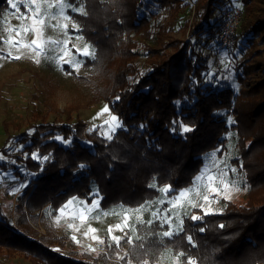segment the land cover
<instances>
[{"label":"trees","instance_id":"obj_1","mask_svg":"<svg viewBox=\"0 0 264 264\" xmlns=\"http://www.w3.org/2000/svg\"><path fill=\"white\" fill-rule=\"evenodd\" d=\"M192 1L188 37H172L158 10L168 9L176 16ZM241 1L245 14L234 44L240 36L251 48L263 44L264 0ZM190 2L85 0L86 16L70 12L96 50L95 59L85 58L89 73L73 75L79 85L91 89L90 103L107 102L122 127L107 139L98 129L89 130L83 119L49 121L38 112L27 119L24 131L19 124L4 123L7 137L0 151L7 154L11 142L22 146L12 156L31 179L18 195L15 222L0 203V258L18 253L34 264H124L116 259L115 246L108 248V254L78 250L69 231L61 230L51 215L57 216L73 196L91 202L90 193L95 191L102 208L113 210L153 200L161 186H171L173 193L192 186L204 156L218 149L223 152L227 134L234 129L235 153L229 161L243 181L245 197L222 199L223 210L201 221L186 217L184 229L193 237L194 247L183 234L174 242L156 235L163 228L154 222L138 227L141 236H148L143 249L122 241L119 252L127 253L131 264L144 260L160 264L166 251L174 256L183 252L196 264H264V57L260 50L249 51L238 91L208 83L203 74L209 69L208 60L197 44L210 38L217 41L219 29L212 21L228 8L219 10L227 0ZM9 9L0 0V14ZM251 75L255 77L250 79ZM223 111L235 114L237 122L230 125ZM14 127L20 129L17 135L12 133ZM183 127L192 130L184 132ZM57 136L71 143L64 145ZM33 153L50 159H32ZM16 163H2V169L23 176ZM28 217L42 220L46 233L40 235ZM180 260L184 264V257Z\"/></svg>","mask_w":264,"mask_h":264},{"label":"rangeland","instance_id":"obj_2","mask_svg":"<svg viewBox=\"0 0 264 264\" xmlns=\"http://www.w3.org/2000/svg\"><path fill=\"white\" fill-rule=\"evenodd\" d=\"M187 1L190 2V0ZM238 2L240 6L235 7L234 0H227V2L219 8V10L222 11V9L225 7H234L239 9L242 12V15H244L245 6L241 0H238ZM194 9L195 2L192 1L190 2V5L183 7L176 16L172 15V12L168 9H159L158 15L160 16L161 21L167 25L168 32L172 37L186 38L188 37V29L186 28V24L191 20L194 14ZM11 11L12 10L9 9L5 15H10ZM21 11H23V9H21ZM215 19L216 17L213 19L212 25ZM72 20L75 21L73 17ZM10 23L12 25H16L19 23V21L13 17L10 19ZM71 27L72 24L69 22V30H71ZM79 35L82 34L79 33ZM45 36L51 39H57L59 34L52 29H46ZM31 38V35H29L28 39L30 40ZM236 40V44L226 47L222 46L219 41H215L211 38L208 40H202L201 43L197 44L204 57H206L208 60L209 69L203 73L205 80L208 83H212L218 87L231 86L235 91H238L242 86V82L239 80V74L242 73V64L248 57L249 51L260 50L262 51L261 57H264V43L256 44L251 48L249 44L245 42L243 37H237ZM73 43H76L77 47L81 48L84 46V43H88L90 47L92 46L84 39V37L81 42L73 41ZM69 47H71V45H69ZM13 54L15 55L16 53L14 52ZM83 59L85 62V58ZM67 67L68 66L65 65L66 69ZM77 73L88 74L89 70L83 63ZM254 77L255 75H251L250 79ZM90 99L91 89L89 87L79 85L73 73L71 75L66 74L65 71L60 70L56 63L50 60H46L41 57V62L36 63L33 59V54H26L20 60H0V148L4 145L7 137L4 129V123L6 121L11 122L12 126L19 124L22 126L21 131H24L27 128V119H29L33 113L37 112L42 113L43 116H46L49 121H54L55 119H68L75 122L77 119H83L87 122L89 130L98 129L99 132L105 137H107L109 134L113 136L114 133L120 127H122L121 121L118 119L117 122H111V116L116 115L113 113L107 102L102 101L98 104H91ZM105 107L109 108L110 111L108 113H103V109ZM222 113L226 115L230 125L237 122L235 114L227 113L225 111ZM106 120L110 121L108 125L104 124ZM230 121H233L234 123H230ZM113 123H118L120 126L116 127L115 131L110 133L109 129L113 127ZM19 130L20 129L14 127L12 128V133L17 135ZM227 137L229 139L228 146L223 152L215 150L207 153L204 156L203 166L199 175L206 169L212 167L213 159L210 158V154L212 153L216 154V161L226 162V164H220V167L224 168L225 171L234 168V166H232L229 161L230 157L235 153L234 129L229 131ZM63 144L68 145L65 143ZM8 147L9 148L6 149L7 154L0 151V155L3 156V158L0 159V203L3 204L6 213L9 214L15 222L17 219L16 205L18 201V195L25 187H22L21 191L19 192H17L16 189L21 187V185H28L31 178L27 174V170L24 169L22 164L16 163L15 158L12 156V154L20 151L22 146H16L11 142L9 143ZM7 162H13L16 163L17 166H21L24 175L21 176L12 170L4 171L1 164ZM227 178L241 188V191L232 194L231 199L238 201L242 200L245 197L246 188L242 184L243 181L239 177L237 169L235 172L228 171ZM188 187L182 188L179 191ZM160 198H162L161 193L153 200L148 202H152ZM79 199L84 200L82 198ZM222 199L223 198L221 197L218 203L214 202L212 204L211 207L215 212H221L223 210L225 205ZM99 207L104 212H116L120 214V216L123 215L125 210L128 211L129 215H132L133 210L136 208H117L113 210H107L102 208L101 204ZM48 213L51 215L50 212ZM51 217L61 230L65 229L69 231L71 239L73 235L77 236V239L80 240V243H73L78 248V250L86 249V246L90 244L89 242L93 241L90 238L85 239L81 234L88 227V224H90L91 227H95L99 230L95 235H98L104 239L106 244L108 242V226L115 225L120 222L117 216L109 214L106 217H102L99 221L89 220L88 224H85L81 228V232L77 233L67 228L66 225L68 222H70V219L67 215L61 216L58 223L56 222V215H51ZM133 219L135 218L133 217ZM141 219L147 220L150 219V216L147 212H145L141 214ZM28 221L36 230L39 231L40 235L46 233L47 230L42 220L35 222L28 217ZM76 223L79 224V221H76ZM115 234L121 235L119 232H116ZM193 260L196 262L194 258ZM0 264L34 263L29 258H26L18 253H13V255L8 259L0 258ZM160 264L183 263L181 262L180 257L177 259V256H174L170 251H166Z\"/></svg>","mask_w":264,"mask_h":264},{"label":"snow or ice","instance_id":"obj_3","mask_svg":"<svg viewBox=\"0 0 264 264\" xmlns=\"http://www.w3.org/2000/svg\"><path fill=\"white\" fill-rule=\"evenodd\" d=\"M5 3L12 11L10 15L0 14V60H20L26 54H33V59L36 63H40L41 57H43L56 63L61 71L71 75L73 72H78L84 63L83 58L95 59L96 50L94 46L90 47L88 43H84L81 48L77 47L76 43H73V41L81 42L83 40L82 35H79L82 29L79 24L72 20V15L69 12L86 16L85 0H54V2L53 0H5ZM234 4L235 7L240 6L238 0H234ZM13 17L19 21L18 24L12 25L10 23V19ZM69 22L72 24L71 30H69ZM46 29H52L57 32L59 34L58 38L51 39L46 37ZM29 35L32 37L30 40L28 39ZM14 52L16 53L15 55L13 54ZM65 65L68 66L67 69ZM109 111L108 107L103 109V113H108ZM110 120L111 122H117L118 118L111 116ZM109 123L110 121L108 120L104 122L105 125ZM172 123L178 125L180 122L173 121ZM230 123L234 122L230 121ZM119 126L118 123H113V127L109 129V132H114L115 128ZM191 130L189 127H183L184 132ZM106 138L111 139V134ZM56 140L65 144L71 143V141L59 136L56 137ZM215 155V153L210 154V158L213 159L212 167L198 175L192 186L177 193H173L171 186H161L158 190L162 194V198L137 206L133 210L132 215H129L127 210L124 211L122 216L116 212L108 213L102 211L99 207L101 197L99 192L96 191L90 193L92 197L91 203L87 199L81 200L78 197L68 199L57 210L56 222L60 221L61 216L67 215L70 219V222L66 225L67 228L79 233L81 228L88 224L89 220L99 221L102 217H106L109 214L117 216L120 222L115 225H109L107 228V246L109 249L115 246L117 250L116 259L123 261L124 264H131V259L127 253L120 254L121 242L124 241L129 245L143 249L144 242L148 239L147 234L141 236L138 233L139 225L147 226L155 222L158 227L164 229L156 235L168 238L170 242H174L175 237L183 234L189 242V246L194 247L193 237L183 227L185 217L191 221H201L204 216L216 214L211 207L214 202L218 203L221 197L231 200L233 193L241 191L238 185L227 178L228 171L235 172L236 169L232 168L225 171L224 168L220 167V164H226V162L216 161ZM2 158L3 156L0 155V159ZM31 158L40 161H48L50 159L48 155L41 156L39 153H33ZM79 167L84 168L86 165L81 164ZM26 186L21 185L16 191L19 192L22 187ZM195 211L201 212L202 215L194 214ZM145 212L148 213L150 219H141V214ZM76 221H79V224ZM220 227H223V225H220ZM204 230V228H200L201 232ZM98 231L97 228L88 224V227L81 234L85 239L90 238L97 245H103L105 240L95 235ZM116 232L121 233V235H116ZM72 239L77 244L80 243L77 236L73 235ZM153 243H156L155 239ZM86 251L96 252L97 248L89 244L86 246ZM145 253L147 254L146 250ZM176 256L177 259L184 257V264H196L191 257L186 256L183 252L176 253ZM143 264H149V262L144 260Z\"/></svg>","mask_w":264,"mask_h":264},{"label":"built area","instance_id":"obj_4","mask_svg":"<svg viewBox=\"0 0 264 264\" xmlns=\"http://www.w3.org/2000/svg\"><path fill=\"white\" fill-rule=\"evenodd\" d=\"M242 12L234 7H228L221 12L213 23V26L218 27L217 36L214 38L226 47L235 43V31L241 23ZM213 39V38H211ZM93 247L102 252L108 253L105 244L97 245L95 241L89 242Z\"/></svg>","mask_w":264,"mask_h":264}]
</instances>
